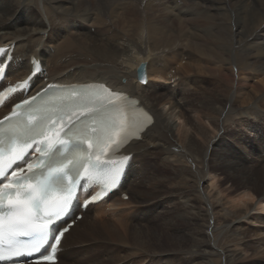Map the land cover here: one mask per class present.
I'll list each match as a JSON object with an SVG mask.
<instances>
[{
  "label": "bare ground",
  "instance_id": "6f19581e",
  "mask_svg": "<svg viewBox=\"0 0 264 264\" xmlns=\"http://www.w3.org/2000/svg\"><path fill=\"white\" fill-rule=\"evenodd\" d=\"M199 1L219 17L231 9L229 33L219 34L226 17L218 33L181 26L197 0H0V45L14 47L6 81L30 75L37 57L45 73L33 92L101 82L154 120L125 147L119 189L64 235L57 264H264L246 257V246L264 251V0ZM168 167L176 180L165 188ZM231 195L250 201L228 211ZM157 226L172 230L167 244Z\"/></svg>",
  "mask_w": 264,
  "mask_h": 264
},
{
  "label": "snow or ice",
  "instance_id": "6c2138e0",
  "mask_svg": "<svg viewBox=\"0 0 264 264\" xmlns=\"http://www.w3.org/2000/svg\"><path fill=\"white\" fill-rule=\"evenodd\" d=\"M73 97L76 102L69 107L29 105L24 113L13 111L5 122H14L0 128V247L6 243L13 256L40 253L49 226L73 202V189L82 179L91 180L93 170L112 163L102 153L118 149L127 139L125 121L114 104L105 106L75 93ZM4 169H12L10 176ZM62 235H54L49 254L40 253L34 264H55ZM21 236L35 242L22 248ZM0 260H5L2 252Z\"/></svg>",
  "mask_w": 264,
  "mask_h": 264
},
{
  "label": "rangeland",
  "instance_id": "374dc122",
  "mask_svg": "<svg viewBox=\"0 0 264 264\" xmlns=\"http://www.w3.org/2000/svg\"><path fill=\"white\" fill-rule=\"evenodd\" d=\"M185 4H187V2H185ZM201 6H200V5ZM204 5L205 4H203L201 1H199V0H197V2H196V4H194V3H189L188 4V6H193V7H195V13H192V14H188L186 17H185V23H184V25L182 24L181 26L182 27H185V25H188L190 28L192 27V30L194 31V29L193 28H200L201 29V33L202 32H205V34H207V33H209L210 34V32H214V33H218L217 31H218V29H219V27L220 26H218L217 25V23L219 22V20H221V18L222 17H226L224 20H225V24H223L222 25V27L223 28H225V30L224 31H222L221 33H219V34H227L226 33V31L229 33V31H230V27L229 26H231L232 25V23H230V21H229V16H230V14L232 13V12H230L231 11V9L230 8H227V9H224V10H220V11H222L223 13H225L227 16H221L220 15V17H219V14L217 15V13H214L215 12V10H211V9H205L207 6H205L204 7ZM161 7V9H162V6H160ZM159 7V8H160ZM197 8H198V10H197ZM202 9H203V11H202ZM198 11V12H197ZM201 11V12H200ZM214 11V12H213ZM225 11V12H224ZM227 12V13H226ZM203 15V14H212V16H211V18L212 19H208V18H204V17H198V15ZM214 16H215V18H214ZM202 18V19H201ZM220 18V19H219ZM207 23H206V22ZM228 21V22H227ZM176 23V24H175ZM175 23H173V26H174V28H176L177 29V22H175ZM214 23V24H213ZM212 24V25H211ZM219 24V23H218ZM206 25V26H205ZM208 26V27H207ZM222 28V29H223ZM214 29V30H213ZM210 30V31H209ZM208 31V32H207ZM199 67V68H198ZM197 68H196V70H197V72H199V73H201V75H206L207 74V72L205 71V69L204 68H200L201 66H198ZM203 72H204V74H203ZM211 76H209V78H210ZM215 77H211L210 79H209V82L211 81V83H215V81H216V78L214 79ZM175 171H177V169L176 170H174V168L171 170V168H167L166 169V171L163 173V174H161V178H162V185H163V187H165V188H167L170 184H169V181L172 179H170V177L172 176L174 179L173 180H171L172 182H174V180H176V178H175V174H173V173H175ZM190 180V179H189ZM207 183H204V185H206ZM227 195V194H226ZM225 194H224V196H226ZM226 199V202H228L227 204H226V207H227V210L228 211H230V209L233 211V207L232 208H230V206H232V205H238V206H243V202H242V200L244 201H246V202H248V201H250V199L249 198H244V199H240V195H231L230 197H227V198H225ZM244 201V202H245ZM107 207V206H106ZM230 208V209H229ZM252 212H256V213H262V211H259V210H253ZM264 213V212H263ZM252 218V217H251ZM251 218H245V217H241L240 218V220H242L245 224H246V226H247V228L248 227H252V228H261L259 225V223L258 222H255L254 220H252ZM254 224V225H253ZM176 225H179V226H182L183 227V223H181L180 222V224H175L174 226H176ZM158 228H159V230L161 229V230H163V231H161L162 232V234H163V236H162V243H164V244H167V240L169 239L168 238V236H169V234L172 232V230L171 229H168V228H165L164 226H163V228H161V226H157ZM167 230V231H166ZM170 232V233H169ZM251 236H249L248 238L249 239H252V238H250ZM259 237H260V235H259ZM185 239H188V236H186L185 237ZM251 241V240H250ZM168 242H169V240H168ZM185 244L187 245L188 243L187 242H185ZM184 244V246L183 247H185L186 245ZM246 248L248 249L247 250V254H246V257L251 261L253 258H255V257H264V251L262 250L261 251V253H259V255L258 254H252V247H249V246H246ZM252 248V249H251ZM252 254V255H251ZM262 255V256H261ZM145 263V262H144Z\"/></svg>",
  "mask_w": 264,
  "mask_h": 264
},
{
  "label": "water",
  "instance_id": "95a60500",
  "mask_svg": "<svg viewBox=\"0 0 264 264\" xmlns=\"http://www.w3.org/2000/svg\"><path fill=\"white\" fill-rule=\"evenodd\" d=\"M137 77L141 81L146 80V64L141 63L140 66L137 69Z\"/></svg>",
  "mask_w": 264,
  "mask_h": 264
}]
</instances>
